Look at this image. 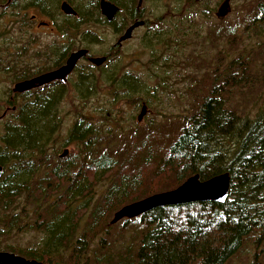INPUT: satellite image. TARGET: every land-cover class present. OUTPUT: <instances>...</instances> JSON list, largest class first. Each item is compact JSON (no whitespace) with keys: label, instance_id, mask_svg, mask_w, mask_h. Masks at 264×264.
<instances>
[{"label":"trees","instance_id":"1","mask_svg":"<svg viewBox=\"0 0 264 264\" xmlns=\"http://www.w3.org/2000/svg\"><path fill=\"white\" fill-rule=\"evenodd\" d=\"M61 1L0 0L6 9H35L63 40L61 51L53 42L37 54L52 62L47 69L30 73L23 68L16 72V82L59 67L76 49L86 48L90 56V45L99 43L100 37L83 29L88 24L110 26L119 34L130 22L142 19L146 31L141 43L150 54V67H158L142 78L125 70L117 60L118 47L111 46L105 62L95 66L105 68L99 74L92 67L81 68L74 79L75 92L85 103L91 98L97 102L88 112H76L62 142L57 135L63 81L12 95L7 104L14 109L4 116L0 131V251L45 264H225L245 236L264 229V110L241 116L231 104L232 89L244 79L253 82L248 59L237 57L224 65L218 57L197 78L202 93H195L182 114L162 113L159 123L151 120L146 128L135 123L125 130L115 117L120 106L145 101L155 107L152 92L156 86L162 89L164 80L156 72L159 64L169 66L167 55H177L184 45L173 37L184 39L193 32L200 37L191 29L192 22L197 25L192 17L195 3L205 18L212 8L208 0H172L165 16L174 18L162 26L160 15L144 18L137 0H109L119 7L112 24L100 14L98 0H65L75 15L63 14ZM251 13L244 16L245 25H254L261 33L264 0L252 3ZM176 17L185 20L176 22ZM223 33L229 35L228 29L215 26L207 35L217 39ZM159 46L174 50L162 58ZM2 49L3 70L12 71L11 53L6 45ZM154 76L159 79L152 86ZM97 89L108 90L105 101L98 100ZM68 145L75 151L60 157L59 150ZM223 172L230 176L223 203L164 205L109 224L112 214L127 203L173 189L193 174L205 180ZM99 185L103 191L95 195ZM30 232L39 236L31 246L8 240ZM128 232L130 236L125 235Z\"/></svg>","mask_w":264,"mask_h":264},{"label":"rangeland","instance_id":"2","mask_svg":"<svg viewBox=\"0 0 264 264\" xmlns=\"http://www.w3.org/2000/svg\"><path fill=\"white\" fill-rule=\"evenodd\" d=\"M18 4L21 0H17ZM222 0H208L207 6L212 10L209 18L201 16L198 11L199 3H195L192 17L195 18V23H191V29L198 30L200 37L193 34L181 39L180 35L174 36L173 40L178 44H184L175 51L177 55H167V62L169 66L163 63L159 64L160 69L156 72L164 77L163 88L156 89L152 92L156 98V105L151 108L148 103L146 104L147 112L143 119L138 122L136 117L139 113L140 106H130L122 104L119 113L115 116L123 129L127 130L135 123L139 126H146L151 120L155 123L161 122L164 116L162 113L170 115H179L184 112V108H189L193 103L195 93L199 91L202 93L197 85V78L204 72L211 69L216 63L218 57L222 58V63L226 65L234 58L248 59L250 63V78L251 81L244 79L240 86L232 89V106L237 110L241 116L252 117L254 113L262 108L264 110V24L263 31L256 33L254 25H245L244 16H251L252 3H257L259 0H230V11L223 19H218L215 16V11ZM173 4L172 0H145L142 1L144 7V18L160 15L162 17L161 24L167 25L174 17L165 16L168 7ZM33 15H36L35 19ZM185 17L175 18L176 22H184ZM45 20V21H43ZM41 22H45L42 25ZM186 25V23H184ZM9 26V27H8ZM222 27L228 29V34L223 33V37L211 39L207 35L209 29L215 27ZM249 27V28H248ZM83 29L94 31L99 37L100 42L90 45V56H104L109 52V48L117 40V35L114 29L110 26H98L88 24ZM146 31L145 26L136 29L130 39L122 43L117 50V60L124 65L125 70L131 73H138L142 78H146L149 71L154 70L155 67H150L152 62L148 49L143 47L141 37ZM235 38H234V37ZM231 40V42H230ZM53 42H57L58 51H61L60 43L63 42L59 32L51 24L48 18L41 16L35 9L28 8L21 11L5 6H0V53L4 54L2 49L4 45L7 46V52L11 53L10 58L14 69L12 71H4L3 65L6 60L1 59L0 56V131L1 125L7 115L8 111H4L11 101L12 87L15 81V74L17 71L25 68L30 73H35L38 70L47 69V64L50 60H45L37 56L42 53L46 47L50 46ZM81 47V44H78ZM168 45V47H170ZM167 47V49H168ZM162 46H159L157 53H162V58H165V53L171 54V50L166 51ZM169 58V61H168ZM161 62L162 60L159 59ZM177 63H174L173 61ZM183 60V61H181ZM166 62V61H165ZM83 67H92L96 74H99L103 69H99L92 65L87 57L78 61L75 70L69 75L66 80L63 97L60 101L59 110L61 116V127L57 135V141L62 142L68 127L78 117L77 114L88 112L92 110L90 106H94L97 102L95 98L88 99L85 103L84 100L79 98L75 92L73 83L77 76L78 71ZM159 78L154 76L152 79V86L157 85L156 80ZM108 90L97 89L96 94L100 97L99 101L106 100ZM154 100V99H153ZM123 103V102H121ZM94 120L96 114H92ZM5 116V117H4ZM4 117V118H3ZM167 117V116H166ZM96 121V120H95ZM186 124V123H185ZM174 130H178L174 128ZM75 151V146L68 145L62 147ZM180 185V184H179ZM104 186L99 185L95 188L94 194L99 195L102 193ZM170 190V189H169ZM162 192V191H161ZM112 218V217H111ZM111 220V219H110ZM110 222V221H109ZM130 232L125 235L130 236ZM34 232L28 234H21L8 239L10 243L20 246H31L32 243L39 237L34 236ZM225 264H264V229L262 231L255 230L248 236H245L240 247L236 252L225 262Z\"/></svg>","mask_w":264,"mask_h":264},{"label":"water","instance_id":"3","mask_svg":"<svg viewBox=\"0 0 264 264\" xmlns=\"http://www.w3.org/2000/svg\"><path fill=\"white\" fill-rule=\"evenodd\" d=\"M10 1V0H8ZM100 14L107 20L111 21L119 8L111 3L109 0H98ZM137 7H141V0H138ZM60 11L65 15H75V11L72 6L65 0L59 4ZM230 11V0H222L218 5L215 16L218 19H223ZM45 25V22H41ZM144 25L142 19L132 22L117 39L115 46H120L122 42L131 38L133 31ZM88 50L86 48H79L69 53L64 63L59 67L41 73L39 75L20 80L14 83L12 87L13 93H23L36 87H40L53 81H64L67 76L73 71L77 62L87 56ZM88 61L94 66H100L105 62V56H88ZM147 112L145 103H142L139 113L136 117L140 122L143 116ZM68 154V150L65 148L60 153V157H64ZM1 171V167H0ZM230 187V176L227 172L219 173L206 180H200L198 174H193L187 177L177 187L157 192L146 196L142 199L127 203L120 207L112 214V218L109 224H114L122 219H130L140 216L146 211H149L155 207L164 205H176L185 204L196 201H213L217 203H223L228 197ZM0 264H45L43 262L27 259L21 255L14 254L7 251H0Z\"/></svg>","mask_w":264,"mask_h":264},{"label":"flooded vegetation","instance_id":"4","mask_svg":"<svg viewBox=\"0 0 264 264\" xmlns=\"http://www.w3.org/2000/svg\"><path fill=\"white\" fill-rule=\"evenodd\" d=\"M142 1H143V0H141V4H142ZM137 4H138V0H137ZM0 6H1V5H0ZM137 9H139V8L137 7ZM183 12H184V11H183ZM116 15H117V13L114 15V17L112 18V20L109 21V22H113L112 24H114V22L117 20V19H116V18H117ZM131 23H132V22H130V23L124 28V30H125V29H126ZM141 27H144V25L141 26ZM141 27H138V28H141ZM138 28H136V29H138ZM136 29H135V30H136ZM124 30H122V32H123ZM135 30H134V31H135ZM134 31H133V32H134ZM122 32H120L119 34H116V35H117V39L120 37V35L122 34ZM116 41H117V40H116ZM124 42H126V41H124ZM124 42H122V43H124ZM115 43H116V42H115ZM115 43L113 44V46H115ZM122 43H121V44H122ZM117 47L119 48V46H117ZM85 57H87V56H85ZM83 58H84V57H83ZM87 58H88V57H87ZM81 59H82V58H81ZM81 59H80V60H81ZM77 63H78V62H77ZM76 65H77V64H76ZM74 68H75V67H74ZM73 70H74V69H73ZM46 72H47V71H46ZM72 72H73V71H72ZM72 72H71V73H72ZM42 73H44V72H42ZM71 73H70V74H71ZM40 74H41V73H40ZM70 74H69V75H70ZM36 75H39V74H36ZM36 75H34V76H36ZM69 75L67 76L66 80L68 79ZM32 77H33V76H32ZM66 80H64L63 82L66 83ZM59 81H60V80L53 81V82L47 83V84H45V85H42V86H40V87H36V88H34V89H31V90L40 89V88H42V87H44V86H47V85H49V84H51V83L59 82ZM10 109H14V107L6 106L4 111H9Z\"/></svg>","mask_w":264,"mask_h":264},{"label":"bare ground","instance_id":"5","mask_svg":"<svg viewBox=\"0 0 264 264\" xmlns=\"http://www.w3.org/2000/svg\"><path fill=\"white\" fill-rule=\"evenodd\" d=\"M115 5V4H114ZM117 6V5H116ZM118 7V6H117ZM119 8V7H118ZM75 14H76V12H75ZM206 180V179H205Z\"/></svg>","mask_w":264,"mask_h":264}]
</instances>
